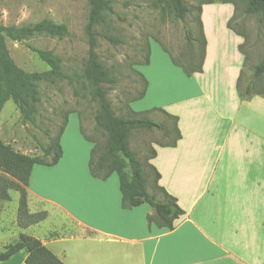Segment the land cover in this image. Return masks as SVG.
Here are the masks:
<instances>
[{"label": "crops", "instance_id": "1", "mask_svg": "<svg viewBox=\"0 0 264 264\" xmlns=\"http://www.w3.org/2000/svg\"><path fill=\"white\" fill-rule=\"evenodd\" d=\"M222 6L226 16L233 12L232 5ZM205 22L204 17L206 34ZM223 29L220 51L211 50L206 34L200 72L187 75L165 49L154 63L151 45L149 63L137 68L148 87L136 102L142 106L137 109L131 102V108L160 107L178 117L177 144L153 143L156 155L149 160L160 173L159 184L184 210L173 229L149 223L154 209L148 203L124 208L116 172L105 180L87 168L84 175L71 174L70 167L68 175L63 174L69 120L61 138L60 161L33 166L28 202L36 211L48 208V216L54 212L60 223L53 230L29 235L39 238L65 264H264V96H240L242 38L226 26V18ZM216 61L217 78L209 81ZM171 75L178 79L177 87L168 85ZM74 142L84 149L86 159L93 142L82 130ZM66 223L75 224V232L54 236ZM37 224L21 227L7 211H0V250L27 234L21 228ZM26 257L27 251L21 250L0 264H27Z\"/></svg>", "mask_w": 264, "mask_h": 264}, {"label": "rangeland", "instance_id": "2", "mask_svg": "<svg viewBox=\"0 0 264 264\" xmlns=\"http://www.w3.org/2000/svg\"><path fill=\"white\" fill-rule=\"evenodd\" d=\"M187 2L191 12L185 19H175L169 8L163 16L162 8L155 0H111L113 10L106 11L104 20L95 27L98 38L96 50L100 60L111 71V75L118 78V82L110 87L108 94L118 115L126 112L128 101L143 89L142 78L135 69H140L144 65L149 45L154 52V63L160 58L159 51L165 49L180 64L188 68L198 66L201 42L191 44L187 40L186 29L189 28L195 38H201L200 19L205 33L204 17L207 25L206 34L212 41L211 50L220 51L225 18L226 26L228 27L229 23L228 28L242 38L238 45L243 57L237 82L240 96L253 79L255 65L264 59V12L246 13L245 0H187ZM225 4L233 7V12L228 16L222 13L224 9L222 5ZM90 9V0H0V19L5 25L33 24L42 19L67 25L68 32L64 36L42 33L22 41L7 39L12 57L24 69L48 70L49 66L31 47L48 49L60 57L62 70L69 78L58 79L55 82H40V99L34 122L23 120L13 100H8L0 112V137L14 150L29 155L42 154L40 146L48 145L68 118L69 125L63 140L66 158L61 168L64 175H68L69 167L72 170L71 174L77 172L78 175H84L86 168L90 171L91 152L87 153L85 159L84 149L82 151L74 142L78 132L82 130L84 136L93 144H97L100 150L107 140L105 132L96 125L98 103L93 100L91 88L85 77V66L89 57L86 26L89 22ZM107 34L118 37L119 41H109L105 37ZM218 67L219 62L216 61L208 74L209 81L217 78ZM164 69L166 70V67ZM166 79L170 87L179 85L178 79L172 75ZM160 86L163 88L162 84ZM256 89L264 92V77L256 81ZM210 93L214 95L212 90ZM261 95L264 96V93ZM139 100L132 101L137 109L142 106L136 103ZM254 110L260 109L255 107ZM150 115L161 122L163 128L135 130L132 132L130 145L142 162L147 188L152 191L154 177L148 165L151 147L153 143H168L173 138L167 136V131L173 128L174 120L161 111H155ZM3 175L16 180L10 174ZM115 176L118 177L116 173ZM19 198V191L11 189L8 199H0V211H7L17 225ZM29 206L30 211H36L34 203L29 202ZM47 209L41 207L40 210ZM59 220L53 212L37 226L21 228L20 232L30 234L34 231L41 233L46 229L53 230L51 227ZM76 229L75 224L66 223L54 233L72 234ZM17 234L18 232L13 235L14 239L17 238Z\"/></svg>", "mask_w": 264, "mask_h": 264}, {"label": "trees", "instance_id": "3", "mask_svg": "<svg viewBox=\"0 0 264 264\" xmlns=\"http://www.w3.org/2000/svg\"><path fill=\"white\" fill-rule=\"evenodd\" d=\"M161 6L163 16L169 8L175 19H185L191 12L187 0H155ZM228 1H225V3ZM246 13L255 14L264 12V0H245ZM210 3V2H209ZM90 16L86 26V33L89 42V57L85 66V77L91 88L93 100L98 103L95 122L98 128L102 129L107 136L103 148L94 144L91 150L89 162L90 172L94 177L107 179L114 172L119 176L120 190L122 192V206L127 209L134 208L143 203H148L154 209V213L148 216L150 224L158 227L173 229L175 221L184 210L177 202V198L170 194L165 187L159 184L160 173L148 163L153 173V189L147 188L146 177L142 162L137 152L131 148L130 138L135 130H151L153 128H163V124L151 117L155 111L164 112L174 120L173 128L168 129L167 136L173 138L168 143H159L164 146H175L181 138L178 125V117L169 114L165 109L155 107L144 111H135L130 103L133 100L144 97L147 87V78L135 69L143 81V89L127 103L126 112L117 114L113 108L112 101L108 94L110 87L118 82V78L111 75V71L99 58L97 48V31L95 27L104 20V13L112 11L111 0H90ZM201 12V10H200ZM1 18V12H0ZM201 38H195L189 28L186 29L187 40L194 44L201 42V53L199 64L196 68H188L180 64L172 56L176 65L181 66L187 75L203 70L204 60L207 50V38L203 32L202 21ZM228 27L230 24L228 23ZM68 32L67 25L56 23L49 19H42L33 24L26 25H5L0 19V112L8 100H13L20 111L23 120L35 121L40 99L39 84L42 81L55 82L58 79L69 78L61 66V59L53 51L37 47H31L38 57L44 61L49 69L45 71H28L16 63L8 48L7 39L22 41L36 34H49L64 36ZM112 42L119 41L114 35H105ZM151 54L149 45L148 54L143 64H148ZM253 79L247 84L242 97H250L254 94H263L260 89L255 90L256 81L264 77V59L255 65ZM68 124L66 118L55 137L50 139L48 145H41L42 154L29 155L18 152L0 137V199L9 198V190L19 191L18 224L21 227H28L42 222L48 217L47 210L31 212L28 202V185L30 175L35 164L53 166L57 164L63 156L61 144L62 135ZM156 155V150L152 146L150 158ZM10 174L16 180L5 177L3 174ZM89 234V233H88ZM54 236L57 233H53ZM26 250L27 264H65L55 255L43 242L32 235L21 234L19 239L10 243L0 250V261L8 260L15 253Z\"/></svg>", "mask_w": 264, "mask_h": 264}]
</instances>
